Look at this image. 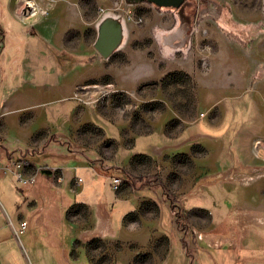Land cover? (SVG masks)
<instances>
[{"label": "rangeland", "instance_id": "obj_1", "mask_svg": "<svg viewBox=\"0 0 264 264\" xmlns=\"http://www.w3.org/2000/svg\"><path fill=\"white\" fill-rule=\"evenodd\" d=\"M5 1L0 0V15L11 31L4 32L0 21V71L19 73L24 61L42 74L50 69V56L90 53L83 58L87 67L80 69L85 81L71 95L85 112L71 120L90 123L70 129V139L97 146L104 157L113 155L114 163L127 153L156 155L164 145H177L156 171L146 166L136 174L122 169L123 177L134 188L144 182L161 186L179 225L195 229L197 237H188L189 251L200 234L207 242L210 235H222L231 245L220 251H225L226 264H264V0H179L177 5L42 0L35 18L23 1L12 0V13L32 26V33L1 13ZM103 26L117 32L106 57L94 47ZM47 45L60 54L47 52ZM61 104L71 109L76 101ZM96 125L116 142L119 127L124 145L131 146L114 150L113 141L103 145ZM55 149L37 157L63 168L81 160L65 158V148ZM109 189L111 202L114 189ZM66 195L71 202L73 193ZM7 202L20 206L14 196L5 200L0 195V220L10 218ZM185 206L208 210L191 209L186 216ZM39 212L44 214L43 207ZM240 239L246 247L238 257L232 248ZM2 241L0 264L27 263L20 237L13 238L17 253L8 251L13 243ZM178 244L171 241L167 264L187 258ZM202 247L197 261L214 264L217 250ZM100 250L95 243L90 253Z\"/></svg>", "mask_w": 264, "mask_h": 264}, {"label": "crops", "instance_id": "obj_2", "mask_svg": "<svg viewBox=\"0 0 264 264\" xmlns=\"http://www.w3.org/2000/svg\"><path fill=\"white\" fill-rule=\"evenodd\" d=\"M11 1H5L1 13H8L10 20L27 33L34 32L32 26H26L14 16ZM0 21L5 25L3 31L10 32L5 15H0ZM47 46V52L60 54L54 50L56 46L52 49ZM89 55L70 51L69 56L52 58L48 54L50 69L42 74L24 61L19 73L0 71V195L5 200L14 196L20 202L17 207L7 202L6 212L10 218L0 220V242L6 239L12 244L15 236L20 237L26 264H167L172 240L179 242L180 252L185 253V260L192 264H208L197 261L202 256V246L217 250L214 264H226L225 251H220L231 246L229 238L217 235L221 238L216 239L210 235L207 242L206 236L203 238L200 234L189 251L188 237L191 241L197 237L195 229L186 231L178 227L161 186L144 182L134 188L122 175V169L136 174L145 166L149 172L156 171L164 156L171 149H177V145H164L155 150L156 155L127 153L114 163L113 155L104 157L97 146L70 139V129L90 123L71 120L75 114L85 113L71 95L76 86L85 81L80 69L87 67L88 60L83 58ZM70 99L76 101L71 109L65 104L57 105L65 101L70 104ZM65 108L67 111L63 114ZM96 127L102 132L103 145L113 141L114 150L119 145L131 146L124 145L119 127L118 142L106 138L102 129ZM56 146L61 147L60 150L65 148V158L81 160L73 167L63 168L37 157L46 156L45 152H57ZM15 162L17 170L24 175L35 174L34 183L21 184L17 180ZM111 177L120 179L115 189L111 186ZM160 177L163 181V176ZM107 181L114 189L112 203ZM70 192L73 193L71 202L70 195H66ZM40 200L41 206L35 207ZM41 207L44 214L39 212ZM191 209L208 210L185 206L184 214L187 216ZM20 221L26 222L23 228ZM94 240L102 245V250L96 254L90 253L88 248V243ZM213 241L217 244H212ZM242 242L236 240L232 248L234 254L239 253L238 257L244 254L246 247ZM12 245L8 251L17 253L14 243ZM185 260L182 264H186Z\"/></svg>", "mask_w": 264, "mask_h": 264}, {"label": "water", "instance_id": "obj_3", "mask_svg": "<svg viewBox=\"0 0 264 264\" xmlns=\"http://www.w3.org/2000/svg\"><path fill=\"white\" fill-rule=\"evenodd\" d=\"M148 1H152L157 5H169V4L177 5L179 3V0H148ZM116 40H117L116 30L103 26L99 31L94 47L101 56L106 57L112 51Z\"/></svg>", "mask_w": 264, "mask_h": 264}, {"label": "built area", "instance_id": "obj_4", "mask_svg": "<svg viewBox=\"0 0 264 264\" xmlns=\"http://www.w3.org/2000/svg\"><path fill=\"white\" fill-rule=\"evenodd\" d=\"M13 165H14L15 169L17 170L18 164H16V162H15ZM15 176L21 184H32L35 181V174L24 175L22 172L17 170L15 172ZM80 181H81L80 179H77V182H80ZM119 184H120V179L118 177H111L112 188L115 189ZM25 223H26L25 221H20V223H19L20 227L23 228L25 226Z\"/></svg>", "mask_w": 264, "mask_h": 264}, {"label": "bare ground", "instance_id": "obj_5", "mask_svg": "<svg viewBox=\"0 0 264 264\" xmlns=\"http://www.w3.org/2000/svg\"><path fill=\"white\" fill-rule=\"evenodd\" d=\"M18 0H13L12 2H15ZM23 1V3L27 6L31 8V13H30V17L31 18H35L38 16V14L40 13L41 7H42V0H21ZM39 2L41 4H39Z\"/></svg>", "mask_w": 264, "mask_h": 264}, {"label": "trees", "instance_id": "obj_6", "mask_svg": "<svg viewBox=\"0 0 264 264\" xmlns=\"http://www.w3.org/2000/svg\"><path fill=\"white\" fill-rule=\"evenodd\" d=\"M18 161H19V160H18ZM175 222L177 223L178 227L182 230V229H183V228H182V225H179V223H180L179 217L176 218V216H175ZM95 243H96V244H99V242H98L97 240H94V241L89 242V243H88V248H89V247L92 248L93 244H95ZM99 246L102 247L101 244H99Z\"/></svg>", "mask_w": 264, "mask_h": 264}]
</instances>
